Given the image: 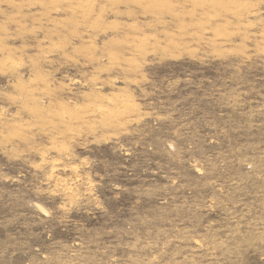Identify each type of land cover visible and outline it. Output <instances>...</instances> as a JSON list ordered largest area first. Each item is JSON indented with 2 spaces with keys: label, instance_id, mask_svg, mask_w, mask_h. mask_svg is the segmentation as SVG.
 <instances>
[{
  "label": "rangeland",
  "instance_id": "rangeland-1",
  "mask_svg": "<svg viewBox=\"0 0 264 264\" xmlns=\"http://www.w3.org/2000/svg\"><path fill=\"white\" fill-rule=\"evenodd\" d=\"M0 264H264V0H0Z\"/></svg>",
  "mask_w": 264,
  "mask_h": 264
}]
</instances>
